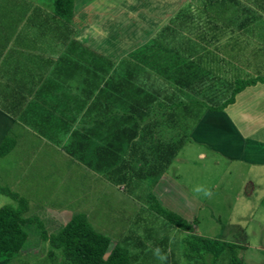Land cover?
<instances>
[{"label": "rangeland", "instance_id": "374dc122", "mask_svg": "<svg viewBox=\"0 0 264 264\" xmlns=\"http://www.w3.org/2000/svg\"><path fill=\"white\" fill-rule=\"evenodd\" d=\"M123 1H73V10L78 18L89 14L90 22H84L87 26L84 42L98 51L106 47L112 55L110 49L114 47L112 44L118 36V22L129 18L119 12ZM179 1L153 0L152 5L160 12ZM238 3L236 7L233 6L228 10L226 4L220 0H186L185 5L189 4V6L186 5L185 9L195 14V17L200 20L199 25L204 23L203 14L210 15L216 21L219 19L225 21L232 15H237L240 19H252V26L249 28L246 24L244 31L246 33L248 28L255 27L254 43L252 45L248 42V47L246 44L240 46L238 74L239 76L241 74L259 76L264 74V51L262 50L264 48V0H238ZM54 4L55 0H0V35L9 36L6 49L13 50L14 57L19 55L21 59L22 51L27 53L28 39L31 40L32 51L34 39H40L47 45L52 33L59 35L60 30H55L53 27V21H56L52 13ZM177 5H180V2ZM85 6L89 8H84ZM203 7L204 12H201ZM148 17L145 16L144 19ZM196 24L197 22L193 21L190 26L194 27ZM59 27L63 32L61 25ZM187 30V28H180V31H177L178 34L173 37L174 42L180 44L183 38L198 42L196 40L198 31L194 30L189 34ZM90 31L98 33L101 38L90 37ZM120 35H122L123 44L120 46L119 54L127 52L121 56L131 55L129 59L139 61L132 56L138 47L133 35L126 30ZM247 39L252 40V37L247 35ZM103 41L106 46L101 45ZM214 47L215 44L209 48L214 49ZM157 52L160 53V50ZM171 53L170 59L177 57L175 55L177 52ZM163 114H159L158 117L161 119L157 130L152 131L150 138H145L144 132H140V137L144 139L140 141L142 147L140 143H136V148H141L142 156L131 159L128 165L133 172L128 168L129 170L118 174L119 180H126V182L120 181L119 186L113 183L117 185L114 188L107 187V181H102L106 168L105 157L102 159L94 157L95 160L92 158L93 165L90 163L86 165L91 167L90 170L93 173L89 170L87 172V168L84 167L86 165L81 163L85 155H71L68 149H63L60 140L55 141L58 151L46 142L44 145L40 144L33 133H37V127H34V124L29 130L27 139L25 130L19 124H14L12 133L15 136V147L9 156L0 160L3 170L0 172V186L12 189L25 198L29 202L28 206H33L32 211L42 221L35 219L33 224L25 227L27 240L22 253L10 260V264H60L61 253L50 246L47 237L55 234L59 227L69 221L71 213L66 211L68 209L72 210L73 214H85L94 230L111 240V247L123 244L129 254L138 253L139 257L148 262L146 264H264V252L255 250L259 241L264 247V232L261 233L260 227L256 224V222H264V220L261 221L262 215L264 219V179L260 180L259 177L252 176L254 174L252 172L247 174V182L253 181L255 188L251 190L252 202L245 203L243 198L245 190L239 191L235 185L243 182L236 173L247 172L246 168L239 170L235 166L225 165L224 161L221 164L220 160L216 163L220 168H215L213 156L206 150L207 161L198 160L195 153H198L199 149L193 148L187 141V129L194 120L190 119V115L171 119ZM73 141H76L75 136L69 140V144ZM175 146L176 150H174ZM168 151H173L174 155L167 154ZM61 152L69 156L61 155ZM127 152L131 153L129 149ZM118 158H120L119 154ZM86 159L84 158L85 161ZM168 159L169 164L165 166V161ZM95 162L100 165L96 166ZM162 165L164 169L160 176L156 178L149 174L157 166L162 167ZM14 169L15 171L10 172ZM94 174L101 176L96 178ZM130 174L133 175L132 179H128ZM112 176L116 177V174ZM162 176L164 179L178 178L179 182L187 184L203 201L198 221L196 219L197 223L185 220L193 226L192 233L214 241L231 243L235 246V250L231 251L233 254L228 250L222 252L220 263L214 262L211 254L197 259L193 256L192 260L185 258L184 252L187 248L185 240L189 239L188 235L191 232L166 224L162 218L157 217L158 214L153 208V204L156 203L170 211L160 202L167 194V187L159 184L158 192L155 189L152 192V188ZM46 209H49V212H44ZM28 213L27 217L30 216V212ZM154 215H157V218ZM242 216L256 219L248 223L251 237L240 235L241 228L232 220L233 217L238 219ZM246 238L249 239V243L245 242ZM154 250H158L161 254L157 257L149 254ZM198 252L201 255L205 253L203 249ZM166 257L169 258L168 261L165 260Z\"/></svg>", "mask_w": 264, "mask_h": 264}, {"label": "crops", "instance_id": "0c3cea01", "mask_svg": "<svg viewBox=\"0 0 264 264\" xmlns=\"http://www.w3.org/2000/svg\"><path fill=\"white\" fill-rule=\"evenodd\" d=\"M185 1L180 0V5H177L178 2L159 12L152 5L153 0H124L123 5L120 4L119 12L129 18L118 22V36L112 44L114 47L110 49L112 55L106 47L98 51L84 42V32L87 28L84 22H90L89 14L78 18L74 10L75 16L68 27L63 28L64 33L62 31L59 35L52 33L47 45L40 39H34L32 51L31 40L28 39L27 50L30 52L23 53L22 51L21 59L19 55L13 56V50L6 49L9 36L0 38V143L6 136L15 140L12 133L14 124H19L25 130L28 139L29 130L34 124V127H37V133H33L40 144L44 145L46 142L58 151L55 141L60 140L63 149H68L71 155H85L84 158L88 160L81 159L83 160L81 163L85 165L86 163L93 165L92 158L95 160L94 157L99 159L105 157L106 168L102 181H107V187L119 186L122 180H119L118 174L129 168L128 163L131 159L142 156L141 148H136V143L139 144L144 137L150 138L152 131L157 130L161 119L158 117L159 114H163L156 111L151 120H147L148 115L142 117L141 114L145 112V107L143 108L140 103L144 96L140 93V87L144 92L151 91L154 96L159 93L166 96L165 88L170 83L167 80V72L168 68L173 66L175 58L170 59L171 52H174L172 50L173 36L163 29L166 26L173 27L171 24H175L174 18L179 10L190 12L185 9L186 5L189 6V4L185 5ZM224 3L230 10L231 7H236L238 2L234 4L230 0ZM84 8H89V6ZM145 16L149 17L144 19ZM236 17L237 15H232L225 21L219 19L214 25L221 27L222 24H227L233 19L235 26L239 20H243L240 18L236 20ZM57 22L53 21L54 29L58 25ZM252 24L251 19L247 25L250 28ZM182 26L185 28L184 24ZM249 28L246 33L238 37H232L238 33L232 34L226 30L222 35L218 29L214 28L213 31L208 32L207 37L212 35L211 45L215 44V47L218 44L230 42L232 38L245 39L253 44L255 27ZM125 30L130 32L135 42L138 43L132 56L139 61L129 59L131 55L121 56L127 52L119 54L120 46L123 44L120 34H124ZM89 34L90 37L101 38L94 31H90ZM247 35H250L252 40L247 39ZM230 37L231 39L228 40ZM196 40L198 42L190 38L182 39V60H186L184 50H188L190 42L204 43L202 36L198 35ZM207 41L209 40L205 43ZM101 45L106 46L105 41ZM158 50L160 53L157 52ZM62 58L69 60V65L67 62L63 63ZM109 62L112 63V67H109ZM127 62L135 66L128 72L124 68ZM95 66L99 68H93ZM129 72L134 76L132 81L127 79ZM160 80H162V87ZM160 87L161 90L155 93ZM135 91L137 95L134 94ZM160 100L164 103L163 99ZM154 105L157 107L156 102ZM164 114L167 115L166 112ZM16 119L17 122H15ZM125 128L129 132H126ZM141 131L144 132V137H140ZM73 136L76 137V141L69 144ZM187 141L193 148L199 149L198 153H195L198 160L207 161L208 156L205 150L212 154L215 168L219 167L216 165L219 160L222 161L221 164L224 161L225 165L235 166L239 170L246 168L247 172L236 173L237 177L243 180L241 184L230 183L234 184L239 191L245 190L243 196L245 203L252 202L251 190L255 188V184L253 181L247 182V174L252 172L254 173L252 176L259 177L260 180L264 179V83L246 87L236 95L234 103L221 112H204L192 128L187 129ZM14 147L15 144L8 153L0 157V160L9 156ZM128 149L131 153L127 152ZM60 154L69 156L64 152ZM106 157L109 158L106 159ZM95 165L100 164L95 162ZM84 167L87 168V172L89 170L93 173L90 170L91 167L88 165ZM12 168L15 167L12 166ZM129 169L133 172L131 168ZM13 171L15 169L10 172ZM0 172H3L1 166ZM112 174H116V177ZM94 176L97 178L101 175L94 174ZM159 184L167 187V194L160 200L162 206L188 222L197 223L203 204L197 194L187 184L179 182L178 178L168 179L166 177L164 179L162 176L152 188V192L154 189L158 192ZM9 190L21 197L19 193L12 189ZM153 195L157 196L154 193ZM22 199L27 202L25 198ZM228 201L227 198L226 202ZM28 203L23 216L42 221L32 211L33 206H28ZM3 206L17 207V202L0 193V208ZM46 211L49 212V209L44 212ZM66 211H70V217L73 215L72 210ZM28 212H30L29 217H27ZM262 217L261 221L264 220ZM43 219H45L44 216ZM254 219L250 216L232 218L241 228L240 235L246 237L252 235L251 229L248 230V223ZM256 224L263 233L264 222H256ZM245 242L249 243V239L246 238ZM257 246L255 250L264 252L260 241ZM0 264H10V261H0Z\"/></svg>", "mask_w": 264, "mask_h": 264}, {"label": "trees", "instance_id": "16d2710c", "mask_svg": "<svg viewBox=\"0 0 264 264\" xmlns=\"http://www.w3.org/2000/svg\"><path fill=\"white\" fill-rule=\"evenodd\" d=\"M73 1L74 0H55L52 13L56 19L57 24L61 25L62 28L68 27L71 22L74 12H73ZM221 2H229L230 0H220ZM236 4L237 0H231ZM239 3H237L238 5ZM204 12V7L201 10ZM174 18V23L171 24L173 27L166 26L164 30L169 31L170 34L175 37L178 34V30L184 27L187 28L189 34L192 31H198V35L202 36L204 43H192L188 45V50L186 52V60L181 58V42L180 44L175 43L172 45V50L177 52L175 54V62L173 61V66L168 68L167 80L169 84L166 85V96L161 95V93L156 94L144 92L143 88L140 87V93L143 96V100H140L142 107H145V112H142V117L148 115V119L151 120L153 114L156 111L167 114L171 119L177 116L190 115V119L194 120L192 126L195 124L196 120L206 111L210 112H221L227 106L231 105L235 101V97L238 93L243 91L246 87L254 86L257 83H264V74L259 76H251L249 74H241L239 76V66L238 61L241 58L240 46L245 44L248 47L247 40H241L240 38L228 39L231 41L224 44L216 45L214 50H210L211 43L213 42L212 35L208 36L209 31H213L214 28L218 29L222 35L228 30L230 33H238L232 37H238L240 34H244L245 26L250 22V19L239 20V22L234 26L233 19L227 23L222 24L221 27H217L216 20H213L210 15L203 14L205 17L204 23L199 25L200 21L195 17V14L191 12L180 10ZM200 13V12H199ZM237 16L235 19L237 20ZM193 21L197 24L191 27ZM59 25L56 26L55 30H60ZM210 26V27H209ZM162 31V32H163ZM8 34V32H7ZM0 38H6V35H0ZM212 39V40H211ZM206 40H209L205 43ZM253 45V44H252ZM72 47V46H71ZM264 51V48H262ZM62 58L63 63L67 62L69 65V60ZM183 63H182V62ZM96 61L94 60V63ZM109 67H112V63L109 62ZM135 66L131 65L130 62L124 64V68L127 72L133 69ZM98 69L99 66L93 67ZM95 72H93L94 74ZM133 74L128 73V81L133 80ZM162 80H160V86L162 87ZM91 83V82H90ZM161 87L155 91L161 90ZM135 95L136 91L134 92ZM157 96V97H156ZM160 99L164 100V103ZM157 103V107L154 105ZM147 107V105H149ZM185 108H183V107ZM126 132H129L125 128ZM135 135V133H134ZM14 146V140L6 136L0 143V157L8 153ZM176 150L177 147H174ZM174 155L173 151H168L167 154ZM169 164V159L165 161V166ZM164 166H157L155 170H152L149 174L154 177H158L163 172ZM138 177H140L138 175ZM133 175L130 174L128 179H132ZM143 179V177H140ZM125 181L126 180H122ZM128 183V182H127ZM0 193L7 195L17 202V207L3 206L0 208V261H10L16 258L22 253L23 246L27 240V233L25 227L28 224H33L34 219L25 218L23 215L27 210V202L19 197L16 193L11 192L9 189L0 186ZM152 198V197H151ZM155 209V215L163 219V221L172 226L183 229L185 231L191 232L188 236L189 239L185 240L186 250L184 256L187 260L197 259L201 257H206L207 254L213 256L214 262L219 260V256L225 250L231 251L235 250V246L231 243L214 241L205 237L195 236L192 232L194 228L192 225L185 222L183 218L177 214L165 210L160 205L156 203L153 204ZM52 248L59 250L61 253V263L60 264H146L143 258L134 253V255L129 254L126 246L123 244H116L111 247V240L103 235L102 233L94 230L91 226L88 218L83 213H75L69 219V221L59 227L58 231L47 237ZM189 249V252L187 250ZM203 249L204 254H199V250ZM172 253V252H171ZM146 254V253H145ZM153 256L157 257L161 253L158 250H154ZM233 254V253H232ZM195 256L194 258H192ZM164 257V256H163ZM169 260L168 257L165 259ZM229 263H234L229 261Z\"/></svg>", "mask_w": 264, "mask_h": 264}]
</instances>
